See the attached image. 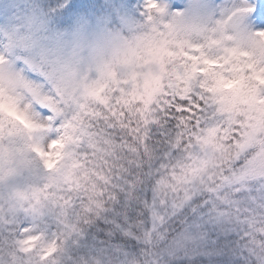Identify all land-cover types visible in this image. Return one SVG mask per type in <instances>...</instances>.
Wrapping results in <instances>:
<instances>
[{"label": "snow or ice", "instance_id": "6c2138e0", "mask_svg": "<svg viewBox=\"0 0 264 264\" xmlns=\"http://www.w3.org/2000/svg\"><path fill=\"white\" fill-rule=\"evenodd\" d=\"M0 0V264H264V0Z\"/></svg>", "mask_w": 264, "mask_h": 264}, {"label": "rangeland", "instance_id": "374dc122", "mask_svg": "<svg viewBox=\"0 0 264 264\" xmlns=\"http://www.w3.org/2000/svg\"><path fill=\"white\" fill-rule=\"evenodd\" d=\"M144 0H134L133 7L142 6Z\"/></svg>", "mask_w": 264, "mask_h": 264}]
</instances>
